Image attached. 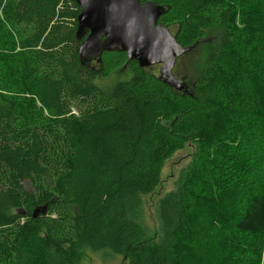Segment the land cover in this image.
Here are the masks:
<instances>
[{
    "label": "trees",
    "instance_id": "16d2710c",
    "mask_svg": "<svg viewBox=\"0 0 264 264\" xmlns=\"http://www.w3.org/2000/svg\"><path fill=\"white\" fill-rule=\"evenodd\" d=\"M149 2L184 49L219 30L191 94L126 53L83 65L77 0H0V264H80L83 248L127 264H196L194 224H207L196 208L232 187L243 212L217 233L224 254L198 264H264V0ZM125 68L130 80L111 94L95 84ZM188 144L149 242L140 198Z\"/></svg>",
    "mask_w": 264,
    "mask_h": 264
},
{
    "label": "water",
    "instance_id": "95a60500",
    "mask_svg": "<svg viewBox=\"0 0 264 264\" xmlns=\"http://www.w3.org/2000/svg\"><path fill=\"white\" fill-rule=\"evenodd\" d=\"M78 39L83 65L98 60L104 52L126 53L128 61H137L141 69L161 66L160 77L175 91L191 94V89L173 74L177 59L198 46L184 49L170 30L159 24L162 7L141 0H77ZM47 207L38 208L33 218L45 215Z\"/></svg>",
    "mask_w": 264,
    "mask_h": 264
},
{
    "label": "rangeland",
    "instance_id": "374dc122",
    "mask_svg": "<svg viewBox=\"0 0 264 264\" xmlns=\"http://www.w3.org/2000/svg\"><path fill=\"white\" fill-rule=\"evenodd\" d=\"M237 22L241 29H248V23L244 21L242 15L238 16ZM218 37V29L212 28L208 30L206 39L199 43L195 50L178 59L179 62L177 61V63L179 67L174 68V77L180 82L184 81L191 90L193 89L194 82L201 74L208 48L217 41ZM155 68V72L158 73L160 67ZM130 78L131 74L127 68L119 69L107 78H98L95 84L111 94L117 84L128 81ZM194 151L195 146L188 144L183 150L177 152L165 163L161 173V183L155 192L149 196L140 198L143 207V221L147 230V241L155 242L159 239L160 225L157 214L159 202L164 196L175 190L179 174L191 162ZM230 190L229 193H226V191L223 193L220 190L219 193H215L212 197L205 199L208 203H204L203 207L196 208L195 216L200 215L205 217L208 224L204 223L202 228L205 229L206 227V229L203 231H200L199 227L194 224V227H197L195 236L197 237L198 252L193 255L196 264L206 254H213V252L219 256L224 254L218 247L219 245L216 246V243L219 241L218 231L227 221H234L240 217L244 209L245 200L242 191L234 187ZM233 209H235L234 212H232ZM77 256L80 264H127L125 258L115 255L110 251L97 252L89 248H83L77 252Z\"/></svg>",
    "mask_w": 264,
    "mask_h": 264
},
{
    "label": "flooded vegetation",
    "instance_id": "af4514ba",
    "mask_svg": "<svg viewBox=\"0 0 264 264\" xmlns=\"http://www.w3.org/2000/svg\"><path fill=\"white\" fill-rule=\"evenodd\" d=\"M180 58H181V57H180ZM180 58H178V59H180ZM178 59H177V61H178ZM178 62H179V61H178ZM176 63H177V62H176ZM155 67H158V68L160 67V68H161V66H160V65H159V66H155ZM175 67H177V68H178V67H179V64L177 63V64L175 65ZM175 67H174V68H175ZM160 68H159V70H160Z\"/></svg>",
    "mask_w": 264,
    "mask_h": 264
}]
</instances>
